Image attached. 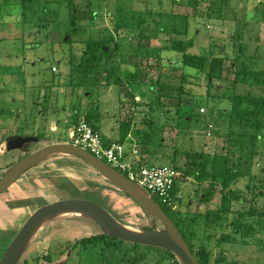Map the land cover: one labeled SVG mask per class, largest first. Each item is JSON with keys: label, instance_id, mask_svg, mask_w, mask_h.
Masks as SVG:
<instances>
[{"label": "rangeland", "instance_id": "1", "mask_svg": "<svg viewBox=\"0 0 264 264\" xmlns=\"http://www.w3.org/2000/svg\"><path fill=\"white\" fill-rule=\"evenodd\" d=\"M205 1L202 0L201 4L204 17L200 16V9L195 10L187 5V0L182 1L186 5H181L176 12L190 16L188 32L167 36L145 28L141 22L139 24V16L140 20L148 22L151 18L147 10L158 15L167 10L173 12V0H115L116 4L110 0H38L23 5L21 0H0V139L4 136H8V139L22 135L39 136V141L25 145L27 151L39 148L43 143L55 142L57 137L71 142L63 130L50 131L48 121L57 116L62 118L79 106L88 117L95 116V109L104 116L105 123L100 126L105 139L119 140L118 132H114L108 123L111 118H116L120 129L124 124H130L135 137L131 143L138 145L140 158L145 163L180 165L182 170H190L189 173L183 171L186 174L181 183L183 199L177 203V207H180L181 218H189L184 229L195 249L206 245L212 251L213 264L221 254L225 256L223 264H264V214L259 213L264 211V193L255 196L258 193L254 190L260 186L264 191V182L260 181L264 180V136L257 140V154L248 162L239 147L228 144L229 150H225L233 153L232 162L240 161L241 168L247 172L246 178L235 185L245 189L246 199L244 202L235 201L232 211L223 213L221 219L208 221L205 214H201L206 205L197 203V193L204 192L200 186L203 182L213 181L212 161L221 152V145L225 143L230 128L225 115L217 110L226 105L227 100L215 96L225 94L228 89L219 77H214L210 82L209 70L185 62L183 58L184 53L211 59L225 56L235 58L241 45L245 44L244 53L252 54L257 60L256 65L264 68V0H215L218 6L208 15L209 0ZM44 4L46 13L42 10ZM115 7L119 8L121 24L117 31H114L110 21L111 10ZM24 10L26 14L23 15ZM39 17L42 18V30L34 23V19L38 20ZM44 25L48 26L47 34L43 32L46 30ZM73 27H77L76 31ZM100 35L102 38H112L113 57L104 62L118 69L122 84L113 81L106 83V65L98 70L96 83L90 79L83 81L78 71L71 70L72 54H76L77 62L79 52ZM166 37L171 39L167 41ZM70 38L72 40L68 41ZM175 38L184 41L193 38L194 45L180 52L173 48ZM215 68L212 71L214 76L219 73V67ZM163 71L174 75H180L183 71L186 93L180 99L165 96L157 99L159 86L154 85L153 80H158ZM134 73L137 78L132 77ZM172 81L176 87L180 83L178 77H172ZM80 82L86 84L80 85ZM260 90V86L247 84H240L236 89L243 94ZM184 115H191L192 120H181ZM211 117H217V122ZM209 122L217 126L221 136L207 134ZM151 130L155 141L149 150L154 151L155 155L149 156L144 154L138 140ZM198 152L200 159H197ZM19 153L22 150L0 153V178L21 159ZM58 156L62 157L60 161L48 160L32 166L20 181L16 180L0 192V260L32 213L60 199L80 197L97 201L117 216L120 222L134 229L144 230L139 227L140 224L150 220L130 195L112 184L84 159L68 153ZM202 160L207 165L200 166ZM196 169L201 172L205 170L210 175L200 180ZM36 174L52 177L53 181L44 183L43 180V184H40L42 178ZM29 176L36 181L39 177L40 181L31 184V181L24 180ZM252 176L254 181L251 179L250 182L254 192L247 188ZM188 203L192 204L191 209L187 207ZM237 217L240 219L237 220ZM97 228L99 224L96 221L80 214L49 219L36 231L19 262L48 264L45 255L51 248L54 264H131L140 251L147 252L148 262L145 264H156L160 254L158 250H149L143 244L136 247L131 241L116 239L107 245L72 247V242ZM65 249H69V255L66 252L61 254ZM37 255L40 257L38 262L35 259ZM168 264H173V261Z\"/></svg>", "mask_w": 264, "mask_h": 264}, {"label": "trees", "instance_id": "2", "mask_svg": "<svg viewBox=\"0 0 264 264\" xmlns=\"http://www.w3.org/2000/svg\"><path fill=\"white\" fill-rule=\"evenodd\" d=\"M38 0H21V4L26 3H34ZM113 4H116L115 0H110ZM184 0H173V12L167 10L165 12H162L158 15L157 12H154L152 10H147L146 12L150 15V21L145 22L144 19L140 20L139 16V24L140 22L143 24V26L149 30L157 31L159 33L165 34V35H172V34H186L188 32L189 27V17L186 15H182L180 12H176L181 5H186V3L182 2ZM187 5L192 7L193 9L201 10V17H204V12L202 11L201 4L202 0H187ZM208 1V0H207ZM205 1V2H207ZM208 5V14H211V11L217 8V2L215 0H209L207 2ZM117 8V9H116ZM42 10L46 13V5L44 4L42 7ZM111 11L112 14L110 15V21H112L113 29L114 31H117L119 27H121L120 19L118 17V11L119 8L115 7ZM221 11V8L219 9V12ZM157 13V14H154ZM26 14V10L23 11V15ZM221 15V13H220ZM158 17V18H156ZM143 18V17H142ZM34 23H37L36 25H39V29H41V26L43 27V24H40L42 21V18L39 17L38 20L34 19ZM75 20H73V23ZM145 22V23H144ZM140 27V25H139ZM138 27V28H139ZM44 28L46 29L43 32H48V26L44 25ZM74 31H76L77 27H73ZM140 29V28H139ZM37 31V30H36ZM38 32V31H37ZM47 34V33H46ZM167 38V37H166ZM171 38H167V41ZM72 40L70 38L68 41ZM63 41H65L63 39ZM112 38H102L101 35L98 39H92L89 41L84 50H81L79 52L78 61H75V55L72 54L70 62L71 64V70L73 72L78 71L79 78L83 81L90 79L92 83H96L97 79L99 78V72L98 70H101L103 66L104 71L106 73V83L110 81H113L115 84H122V78L119 74V71L117 68H114L113 65H107L106 61L108 58L113 57V49H112ZM194 45L193 38H190L186 41L181 40L180 38H175L173 41V48L180 52H185V50L188 47H191ZM241 49L239 50V54L233 58L230 56H225L224 58H209V57H202L193 55L190 53H184L183 58L185 62L193 63L195 66H202L203 69L209 70V78L210 82L214 77H219V79L223 80L225 82V88L228 90L225 92V94H222L221 96L218 94H215L216 97H220L221 99H226L227 103L226 105L221 106L220 108H217L218 113L224 114L225 118L229 121L230 128L227 132V135L225 137V143L221 145V152L217 155V157L212 161V172L211 175L213 176V181L209 183L204 182L200 185L204 192H198V200L197 203H203L205 204V208L201 211V214H205L208 221H212L214 218H220L223 215V213H228L232 211L233 204L235 201L238 202H244L246 199L245 197V189L235 187L242 178H246L247 172H245L241 168V162L233 163L232 157L233 153L229 154L228 151V144L232 143L234 147H239L240 152L242 153L243 157H246L247 162L250 158H253L257 154V140L262 135L264 136V68H260L256 65V59H254V56L252 54L246 55L244 53L245 51V44L244 46L241 45ZM107 47V49H106ZM257 58V57H256ZM75 62V63H74ZM219 70L218 75L214 76L212 74V71L216 69ZM177 68V67H176ZM163 70V69H161ZM174 74L162 72L158 80H153L154 85H158V100L161 99V97L165 96L168 98H177L180 99L183 94L186 93V77L182 73L179 75V73ZM133 78H137V74H132ZM172 77L179 78V85L176 87L173 84ZM81 80V81H82ZM214 80V79H213ZM83 84V82H80ZM240 84L244 85H257L261 87V90L259 92L251 93V94H243L238 91H236L237 86ZM96 85V84H95ZM153 89V85L152 88ZM80 107V106H79ZM75 108V109H79ZM80 110V109H79ZM82 111V110H81ZM87 120L96 128L95 121L88 115H86ZM192 116L191 115H184L181 120L184 121H190ZM213 121L217 122L215 117H211ZM215 119V120H214ZM150 122V121H148ZM152 125V123H149ZM210 125H212L210 127ZM126 129L123 137L120 139V141L124 140V137L127 135L128 130L130 129V124H125ZM207 134H212L216 136H221V132L218 130L217 126L213 123H208L207 125ZM251 131H255V133H252ZM8 139V136H4L0 139V142L5 141ZM139 143L142 145L144 154L147 155H155L154 151L149 150L151 146L154 144L155 138L153 130L146 132L144 137H142ZM160 142H162V139H159ZM150 146L149 148H146V146ZM226 149V150H225ZM198 158L200 159V153L198 152ZM189 156V154H188ZM173 160V159H172ZM198 161V160H197ZM141 162L145 163L143 158H141ZM145 164H154L153 162L149 161ZM240 164V165H238ZM207 165L206 161H200V166ZM192 166V164H190ZM188 166V167H190ZM179 172H180V181L178 183V190L181 191V183L186 178L184 177L186 174L183 172L185 169L182 170V167L180 165L175 166ZM186 173H189L190 170H185ZM195 172L198 175V179L205 180L210 175H207V171L201 172L200 169H196ZM249 178V177H248ZM254 176L249 178V183L247 184V188L252 190L251 188V182L250 180L253 179ZM254 181V179H253ZM261 182H264V180H260ZM256 182V181H255ZM257 183V182H256ZM254 190L258 193L255 196L262 195L264 191L260 186H256ZM254 190H252L254 192ZM182 192V191H181ZM183 199V198H182ZM212 202V206H211ZM165 205V204H164ZM168 207V206H167ZM187 207L189 209L192 208V204L188 203ZM164 208V207H163ZM259 208V207H255ZM143 209V208H142ZM169 210L165 211L167 214L175 221L178 228L184 235L185 239L187 240L188 244L190 245L192 251L195 253L201 264H213L212 263V251L209 250V248L206 245H201L197 250L195 249V245L192 243V241L189 239L187 235V231L184 229L185 222L188 221V217L181 218L179 216V213L181 210L180 207H177V209H174L172 207H168ZM254 209V208H253ZM144 210V209H143ZM177 210V211H175ZM260 210V209H259ZM145 211V210H144ZM146 212V211H145ZM253 212H255L253 210ZM260 214H264V211H260ZM146 214L150 217V220L147 223L140 224L141 229H154L157 226L161 229H165L164 224L157 220V218L151 216L146 212ZM115 216V215H114ZM117 217V216H115ZM240 219V217H237V220ZM208 225L210 224L207 222ZM237 229H240L236 222H233ZM252 229V226H249ZM241 230V229H240ZM253 233V232H252ZM249 233V234H252ZM120 240V241H126L119 238H116L106 232L100 225L99 228H97L96 231H93L92 233L84 234L80 236L78 239H76L75 242H72V247H76L78 245L82 246L83 248H88L89 245L95 246V244H109V241L112 240ZM132 242V241H131ZM135 243L136 247H139V243ZM149 250H158L160 252L159 258L157 259L156 264H168L171 260L173 261V264H181V261L177 257L175 253H173L170 250L156 247V246H150L145 245ZM69 247V246H68ZM51 248H48V252L45 255L46 261H48V264H54L53 261V253L50 250ZM69 249H65L61 251V254L65 253L69 255ZM226 254V253H225ZM223 257H225L223 254H221L217 260L214 262V264H223ZM227 257V256H226ZM35 259H40L39 255L35 256ZM147 252L140 251V253H136L135 260L131 262V264H145L147 263ZM19 264H21L19 262ZM37 264V263H36ZM155 264V263H154ZM235 264V263H231Z\"/></svg>", "mask_w": 264, "mask_h": 264}, {"label": "water", "instance_id": "3", "mask_svg": "<svg viewBox=\"0 0 264 264\" xmlns=\"http://www.w3.org/2000/svg\"><path fill=\"white\" fill-rule=\"evenodd\" d=\"M39 140L40 137L36 135L16 136L7 141V149H23L27 143ZM60 153H68L84 159L112 184L130 195L148 214L161 221L165 229H134L120 222L97 201L80 197L64 198L45 204L32 213L4 252L0 264H18L36 231L41 227L42 221L62 213H77L89 217L116 238L170 250L177 255L181 264H201L175 221L154 198L105 160L70 142L47 143L21 158L0 178V192L43 158Z\"/></svg>", "mask_w": 264, "mask_h": 264}, {"label": "built area", "instance_id": "4", "mask_svg": "<svg viewBox=\"0 0 264 264\" xmlns=\"http://www.w3.org/2000/svg\"><path fill=\"white\" fill-rule=\"evenodd\" d=\"M53 69L56 70L57 67L54 66ZM71 116L76 117V120L69 128L70 143L85 148L105 160L133 180L152 198H157L168 207L177 208V203L182 200L183 195L177 187L181 174L176 167L170 164L142 163L140 150L136 146L128 152L125 145L119 141L105 142L100 130L87 120L84 111L74 109Z\"/></svg>", "mask_w": 264, "mask_h": 264}, {"label": "crops", "instance_id": "5", "mask_svg": "<svg viewBox=\"0 0 264 264\" xmlns=\"http://www.w3.org/2000/svg\"><path fill=\"white\" fill-rule=\"evenodd\" d=\"M76 108V107H75ZM74 108V109H75ZM73 109V110H74ZM98 109V108H97ZM120 109H122V106H120ZM124 109V108H123ZM72 110V111H73ZM81 110V109H80ZM94 110V109H93ZM95 116L92 118L94 121H95V124H96V128L98 129V130H100V132H101V126H100V124L101 123H105V118H104V116L100 113V112H98V110H96L95 109ZM86 115V114H85ZM70 116H71V110L64 116V117H62V118H59L58 116L57 117H55V118H51L48 122V125H49V129H50V131H52V132H58L59 130H63V132L66 134L65 136H67V138H68V132H69V128L72 126V124H73V121H75L76 120V117H74V116H72L71 118H70ZM69 117V118H68ZM101 117H103V118H101ZM111 118V117H110ZM101 119H102V121H101ZM131 122V120H124V122ZM133 121V120H132ZM129 122V123H130ZM108 123L109 124H111L112 125V127H113V129H114V132L116 131V132H118V134H119V136H118V138H119V140H117V141H119V142H121V143H123L124 145H125V147H126V149H127V151L128 152H131L132 151V149H133V147H134V145L137 147L138 145L136 144V143H131V141L133 140V139H135V137L133 136V130H132V128L133 127H130V129L128 130V132H127V135L124 137V140L123 141H120V139L123 137V135H124V133H125V129H126V127H124L125 126V124L123 125V128L122 129H120V127H119V125L117 124V122H116V118L114 119V118H111V122L110 121H108ZM33 134H36V132H32ZM102 133V132H101ZM103 135V134H102ZM13 137H16V136H12V138ZM58 139L55 141V142H65L64 140H62L61 138H59V137H57ZM103 138H104V140H105V142H110L111 140H108L107 138V140L105 139V136L103 135ZM64 139V138H63ZM9 139H6L5 141L6 142H2V143H0L1 145H0V153H4L6 150H8L7 149V141H8ZM67 142V141H66ZM52 143V142H51ZM44 144L45 143H43L42 144V146H44ZM47 144V143H46ZM42 146H40V147H42ZM39 147V148H40ZM34 149V148H33ZM35 149H38V147L37 148H35ZM20 150H22V153H19L20 155H21V158H23L24 156H26L27 154H29L30 153V151H27V149L24 147L23 149H20ZM24 152V153H23ZM58 155H60V154H53V155H50V156H47V157H45V158H43L42 160H40L38 163H36L35 164V166L36 165H40L41 163H44V162H47L48 160H51V161H54V162H57V160L58 161H60V159L62 158V157H60V156H58ZM63 155V154H62ZM72 155V154H71ZM65 157V156H64ZM34 167V166H33ZM28 171V170H27ZM30 171V170H29ZM36 173V172H35ZM37 176H39V174H36ZM22 177L23 176H21L19 179H18V181H20L21 179H22ZM39 177L40 178H42L41 179V181L40 180H38L39 179ZM38 177V179H37V181H36V179L33 177V176H29V177H25L24 178V180L25 181H27V182H30L31 181V184H33V183H36V182H39L40 184H43L42 183V181L44 180V183H48V181H53V179H52V177H46V176H39ZM38 184V183H37ZM14 193H16V192H14ZM14 193H12V194H14ZM122 197H123V195H122ZM133 206V205H132Z\"/></svg>", "mask_w": 264, "mask_h": 264}, {"label": "bare ground", "instance_id": "6", "mask_svg": "<svg viewBox=\"0 0 264 264\" xmlns=\"http://www.w3.org/2000/svg\"><path fill=\"white\" fill-rule=\"evenodd\" d=\"M67 214H77V213H62V214H58V215H54V217H57V216H62V215H67ZM50 218V217H49ZM49 219L47 218V219H45L44 221H42V225L41 226H43V224L45 223V221H48ZM36 234V233H35ZM35 236V235H34Z\"/></svg>", "mask_w": 264, "mask_h": 264}, {"label": "flooded vegetation", "instance_id": "7", "mask_svg": "<svg viewBox=\"0 0 264 264\" xmlns=\"http://www.w3.org/2000/svg\"><path fill=\"white\" fill-rule=\"evenodd\" d=\"M45 144H46V143H45ZM45 144H44V145H45ZM30 150L33 151V150H36V149H30ZM31 151H30V153H31Z\"/></svg>", "mask_w": 264, "mask_h": 264}]
</instances>
